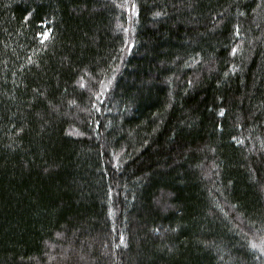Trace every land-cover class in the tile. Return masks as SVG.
Returning <instances> with one entry per match:
<instances>
[{"label":"trees","instance_id":"1","mask_svg":"<svg viewBox=\"0 0 264 264\" xmlns=\"http://www.w3.org/2000/svg\"><path fill=\"white\" fill-rule=\"evenodd\" d=\"M133 2L0 0V264H263L264 0Z\"/></svg>","mask_w":264,"mask_h":264},{"label":"rangeland","instance_id":"2","mask_svg":"<svg viewBox=\"0 0 264 264\" xmlns=\"http://www.w3.org/2000/svg\"><path fill=\"white\" fill-rule=\"evenodd\" d=\"M128 1V0H127ZM134 1V0H132ZM126 8V10H128V15L127 19H125V21H119L117 24L118 30H120V32L122 33V35L124 36V41L122 44V48H123V52H124V59L129 55V53L126 52V47L124 46L125 44V37H131L132 39L135 40L134 34H135V29L133 27V25L136 24V19H134L133 17V13L132 10H130L128 8L127 5L124 6ZM41 40V39H40ZM118 72L114 74L112 79H102L101 82L98 84V88L96 89L97 91V98L101 99L105 94H108L110 92H112V90L114 89V85L116 82V78H117ZM84 79L81 80V86L82 87H86L88 88L89 91L95 90L91 88V86H89L88 84H86L84 86V84L82 85ZM107 84L109 85V89L106 91V89L104 88V85ZM92 89V90H91ZM257 246L263 247L264 248V239H262L261 241H256L254 242ZM253 245V243H252Z\"/></svg>","mask_w":264,"mask_h":264},{"label":"bare ground","instance_id":"3","mask_svg":"<svg viewBox=\"0 0 264 264\" xmlns=\"http://www.w3.org/2000/svg\"><path fill=\"white\" fill-rule=\"evenodd\" d=\"M238 48H239L238 45L234 46L232 53L234 54L238 50ZM256 247H258L259 252H260V254L256 255V260H258L261 263L263 262L264 264V248L260 246H256Z\"/></svg>","mask_w":264,"mask_h":264}]
</instances>
